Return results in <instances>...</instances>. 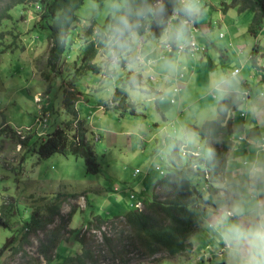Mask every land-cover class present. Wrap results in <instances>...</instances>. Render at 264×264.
<instances>
[{"label":"rangeland","instance_id":"1","mask_svg":"<svg viewBox=\"0 0 264 264\" xmlns=\"http://www.w3.org/2000/svg\"><path fill=\"white\" fill-rule=\"evenodd\" d=\"M235 3L236 0H195L198 8L196 13L198 32L196 35L194 33L188 35L180 44L194 42L196 51L203 50L196 55L201 57L203 61L201 67L204 70L197 73V77L193 76L189 70H184V75L189 79L181 94L173 93L170 87L163 92V101L157 105L154 93H143L138 88L128 86L125 89L127 101L134 105L136 115L127 113L125 116H120L111 110L100 113L102 116L100 121L98 120L99 114L91 112L92 104L101 100H111L126 71L121 67L111 65V69L115 70V74L111 77L106 76L101 80L103 74L87 73L79 78L77 89L88 100V103L80 101L76 108L80 117L86 119L88 123L91 121L96 127L93 134L85 125L88 130L87 139L90 138L91 143H95V160L100 169V172L95 175L86 172L84 160L80 158L54 154L49 158L40 159L34 153L23 156L25 152L23 148L1 131L5 129V126H10L21 138L33 133L32 130L38 133L43 132L41 135L43 136L71 118L61 109L60 80L64 77L70 78L72 65L77 61L81 51L83 41L80 38L83 36V29L88 26L90 20H93L96 25H101L109 13L113 14L118 11V1L104 0L102 5H98L92 0H84L76 12L81 22L75 25L68 36L67 53L69 55L64 57L61 64L62 72L63 70L65 72L51 84L40 77L50 45L44 36L31 31L34 19L32 7H26L24 12L22 6H17L11 11L13 19L4 22L0 27V206H3V213L6 217L4 218L1 213L2 221L7 224L6 228H0V247L21 229L22 219L28 220L38 207L43 209L46 205L59 204L60 213L65 221L70 212L73 216L70 217L68 227L61 233V239L66 241H61L55 249L54 252L58 255L55 256L54 253L53 258L55 259L52 264H60L66 257L81 252L80 245L74 241L75 237L68 234L67 230H75L79 237L84 235L90 246L94 247L96 243L102 248L103 236H111L113 232L110 223L106 228L102 227L100 231L94 230L95 228L89 223L92 215L99 214L108 218L110 222L117 214L125 215L123 210L116 211L109 203H103L104 199L112 197L115 188L119 187L124 197L127 198L129 184L126 183H143L146 175L149 176L150 181L162 178L167 167V155L173 150L177 139L192 149L201 145L202 141L199 139L185 138L180 124L201 126L205 121L214 120L216 104L218 105L224 93L218 86H215L218 77L220 75L229 76L236 67L240 71L238 77L233 79L236 81L244 77L248 69L250 70L249 53L254 42L259 39L261 42L264 40V31L254 41L250 35L251 16L249 14L248 24L245 25L244 17H238V7L236 6V11ZM113 4L117 7H113ZM22 13L24 17L18 20L19 16L23 15ZM218 17L226 19L224 25L217 21ZM214 21L219 23L220 27L216 26L209 30V24ZM178 26L181 25L171 19L164 35ZM219 29L225 36L223 39H218ZM9 31L12 35H8ZM132 40L134 46L138 48V37L134 36ZM144 40V46L147 49L153 46L160 49L164 46L161 43L162 39L155 40L145 37ZM139 43L141 44L142 41L139 40ZM256 44L259 43L256 42ZM3 46H8V49L2 50ZM13 46L15 48L10 49ZM184 56H173L174 60L178 59L175 71H173L174 67L170 68L171 70L164 66L161 67L163 78L166 74L170 77L178 76L181 66L185 64ZM211 65L213 72L208 70ZM163 81L165 82V79ZM178 81L181 79L179 78ZM148 82L147 86L154 84L151 81ZM183 84L185 80L181 85ZM44 97L50 101L47 103L52 106L51 111L50 113L41 111L40 116L47 120L40 124L35 121L34 124L39 113L37 105L44 110L41 105ZM89 115L92 116L90 121ZM155 124L165 128L163 133L171 130L176 132L173 139L164 141L165 146L159 153L153 151L155 147L153 135L157 133L154 137L161 140V134H158ZM35 137L31 134L29 144L36 140ZM99 137L98 141L96 138ZM148 141L151 142L147 144ZM156 168L162 170H160L161 175ZM135 172H137L136 176L133 175ZM221 177L222 182L224 173ZM191 181L194 182V179ZM155 184L149 193L143 195L145 199L140 200L132 194L134 199H130L132 201L130 209L134 208L135 203L141 204L142 207L145 202L154 198V195H160L159 186ZM193 184L199 185L200 183L194 182ZM202 188L205 186L202 185ZM200 194L198 200L202 205L201 199L205 193L201 190ZM160 198L163 197L160 195ZM142 200L146 201L143 203ZM204 203L207 202L204 201ZM43 212L46 211L39 210L38 213ZM45 215L46 213H43L41 218ZM60 222L61 220L56 218L54 224L48 228L52 229ZM42 238V233L38 232L36 235L29 234L26 238L28 242L19 240L21 245L18 254L14 256L10 252L4 253L0 256V264H46L37 249L39 240ZM196 261L197 259H194L192 254L171 259L157 255L149 260H132L129 264H195L193 262ZM101 264H109V262Z\"/></svg>","mask_w":264,"mask_h":264},{"label":"trees","instance_id":"2","mask_svg":"<svg viewBox=\"0 0 264 264\" xmlns=\"http://www.w3.org/2000/svg\"><path fill=\"white\" fill-rule=\"evenodd\" d=\"M92 1L98 5L104 2V0ZM117 1L119 3L117 12L109 13L101 25H96L93 20H90L88 26L83 29L84 33L80 38L83 41L81 51L77 61L72 65L70 78L64 77L60 80L62 106L71 118L51 133L36 136V140L30 144L31 134H38L36 131L32 130L34 134H27L22 138L10 126H5V129L1 131L23 148L25 151L23 156L34 153L40 159L49 158L54 154L80 158L84 160L87 173L98 174L100 169L95 160V144L87 140L86 122L78 118L76 109L78 102L88 103V100L77 89L79 78L87 73L103 74L101 80L106 76L111 77L115 74L111 65L125 69V75L121 78L120 86L116 88L111 100H101L92 104V107H101L104 111L113 110L119 115L125 113L134 115L135 109L127 101L126 87L138 88L143 93L146 92L141 88L144 82L143 77L130 71L129 64L135 58L131 53L133 47L131 35L137 34L140 37L161 40L173 17L181 24L189 20L191 22L189 27L196 29L194 35L198 32V15L195 14L192 17L186 15L181 10L184 6L181 0ZM83 2L84 0H0V27L4 22L13 19L11 11L15 7L22 6L24 12L26 7H32L34 19L31 31L44 36L50 45L40 73L41 79L49 84L63 76L62 73L65 72V70L62 72L61 64L64 57L69 55L67 53L68 36L75 25L81 22L76 12ZM234 6H237L240 12L246 10L255 13L257 20L250 31L256 34L264 21V0H236ZM141 9H149L150 12L143 18L138 17L136 13ZM160 9L163 11L161 12ZM23 17L24 14L20 15L19 19ZM121 19H126L138 27L132 32L123 31V26L120 24ZM184 29L185 34L190 35L185 25ZM7 33L12 35L11 31ZM256 42L253 46L251 61L258 69L256 67L258 56L256 55L261 46ZM170 45L174 47V43ZM7 47L3 46L2 50L8 49ZM14 48V46L10 47V49ZM171 53L176 54L175 49ZM179 78L181 79L182 75H179L177 80ZM240 101L237 93L225 95L216 108L217 117L214 120L206 121L201 127H192L195 134L207 141L205 149L209 151V156L196 163L204 164L209 179H205L202 172L197 173L187 167H180L179 148H176L168 156L165 175L157 181L160 195L163 198L156 194L154 198L144 203L142 209L131 208L122 218L113 217L112 222L99 214L92 215L89 223L95 228L94 230L100 231L102 227L106 228L110 223L113 232L111 236H103L102 248L96 243L94 247L90 246L84 235L79 237L75 230H67L68 234L75 237L74 241L80 245L81 252L66 257L60 264H101L104 262L129 264L132 260H149L157 255L171 259L191 254L193 244L190 238L198 224L194 205L201 195L191 179L201 182L205 186L203 192L209 196L216 195L221 189L219 187L222 180L221 175L231 149L232 114L241 104ZM74 122L76 123L73 126ZM39 210L46 211L43 213L47 216L41 218L43 213L39 214ZM60 212L59 204L46 205L43 209L38 207L28 220L22 219L21 229L0 247V256L6 252L17 255L20 242H28L26 238L29 234L36 235L41 232L43 238L39 240L37 248L39 255L46 264H52L55 259L53 258L55 249L61 241L65 240L61 239V233L68 227L70 217L73 216L70 212L65 221ZM1 213L6 218L3 206H0V228H6L7 224L2 221ZM56 218L61 220L60 224L52 229L48 228L54 224ZM56 255L58 254L55 253Z\"/></svg>","mask_w":264,"mask_h":264},{"label":"crops","instance_id":"3","mask_svg":"<svg viewBox=\"0 0 264 264\" xmlns=\"http://www.w3.org/2000/svg\"><path fill=\"white\" fill-rule=\"evenodd\" d=\"M181 2L184 3L183 0H181ZM234 7L235 9L237 8L236 6ZM237 14L238 17H244L245 25L248 24L250 14L251 23L249 24V26L251 27L254 26V22L257 20L255 13L251 11L244 10L240 12L238 9ZM172 19L173 21H176L174 17ZM225 20V18H217V21H219L221 25H224ZM178 23L180 25H183L181 24V22ZM216 26L220 27L219 23H217L216 21L210 23L209 30ZM262 31H264V21L262 27L258 29L256 34H254L253 31H250V35L254 38V41L257 40ZM134 36L138 37L139 45L138 48H136L133 44V47L131 49V53L135 56V58L134 61L129 64L130 71L133 74L141 75L143 77L144 82L141 88L146 93L151 92L155 94V102L157 105L159 102L163 101V92L168 90L170 87H172L171 91L173 93L181 94L182 89H184L189 79L188 76L184 75V70H189L195 77L198 76L197 73H201L204 70V68L201 67L203 61L200 56H197V53L203 51L202 49L194 52L187 51L183 54L176 55L169 52L166 48V45H164L163 48L160 49L156 46L147 49L144 46V37H140L137 34L131 35L132 43V39ZM185 37H187L186 34ZM224 37L225 36L221 32V29H219L218 39H223ZM139 40L142 41L141 44L139 43ZM254 44L255 42L253 43V46ZM259 44L261 48L256 55V57L258 56L256 58V67H258V69L255 68L254 64L251 61L253 52L252 46V49L248 56V63L251 68L250 70H247V73L244 74V77H240L236 81L233 80L240 74V71L235 67L230 72V75L228 74L229 76L220 75L217 82L215 83V86H218L224 92L219 103L223 100L225 95L229 93H237L239 98L241 99V104L232 114L231 128L233 134L231 135V149L229 151L225 169L223 172L224 179L219 185L221 189L218 190L216 195L209 196L205 193L203 195V199H201V201H203L201 203L202 205H200L199 200H197L196 204L194 205L198 224L195 231L191 235L190 241L193 244V252L191 254L193 255L194 259H197L196 262H193L195 264H240L241 260L243 259V255L237 250L230 248L225 243L223 239V233L229 226L233 224L250 226L251 224L256 223L258 221L256 206L258 203L264 202V40L262 42H259ZM175 45L177 44L174 43V46ZM172 55H185V64L184 66H181V71L178 74V76L182 75L181 81L177 80L178 76L170 77V75L167 74L163 78V74L161 73V67L164 66L165 61H170L174 67L173 71L176 70L178 59L174 60V57ZM244 61L246 62V60ZM168 69L171 70L170 68ZM123 70L126 71L125 69ZM208 70L213 72V66H209ZM150 78H154V80ZM163 79H165V82L163 81ZM184 80L185 84L181 85ZM148 81H151L154 84H150L149 86H147V84L149 83ZM47 102L50 101L44 97L41 103L44 110H41L40 105H37V108L39 109L38 118H42V116H40L41 111L50 113L52 106H50V104ZM171 103L174 104L173 100H171ZM131 105L133 104L131 103ZM217 106L218 105L216 104V117ZM61 109L62 111H64L63 106L61 107ZM91 112L99 114L98 120L101 121L102 116H100V113L108 111H104L101 107H91ZM126 114L127 113L120 116H125ZM134 114L136 115V113ZM38 118H35L34 124L36 119ZM78 118L80 120H84L89 132L91 131L94 134L93 131L96 127L94 126V123H91L90 121L92 119V116L89 115L90 123H88L86 119L80 117L79 113ZM155 126L158 134H161V140L159 141L156 137H154L157 133L153 135V139L155 141V147L153 151L155 153H159L160 150L165 146L164 141H166L167 139H173L176 135V132L175 130H171L170 132L166 131L165 133H163V130L165 129L164 127H160L156 124ZM180 126L181 132L183 133L185 138L192 137L199 139L202 141V144L199 145L196 149H192V147L182 143V141L177 139L178 137H176L177 142L174 145V148H172V151L176 150V148H179V150H182V148H186L188 150L194 151V153H196L198 156L201 155L203 158L208 157L209 151L205 149L207 141L203 140L201 137H199V135L195 134L193 132L194 129L192 128L201 126H184L182 123L180 124ZM97 128L101 130L100 127ZM42 134L43 132L34 135L41 136ZM86 138H88V135H86ZM96 139L99 141L100 137ZM87 140L91 142L90 138ZM150 142L151 141H148L147 144H149ZM168 155L166 159L167 164ZM179 159V162L181 163L180 167H186L191 162L187 155L183 156L179 154ZM160 170L161 169L156 168V171H158L161 175L162 172H160ZM133 175L136 176L137 172H135ZM158 180L159 179H157L156 181H150L149 176L146 175L143 183H126L129 184L127 189V198L124 197V193L119 187L115 188L114 195L112 197L105 198L103 203L107 202L114 207V210L119 211L120 209L123 210L124 213H126L129 211L132 205V201L130 200L129 196L133 194L140 200L145 199L143 195L145 196V193H149L151 187L153 185L155 186V183H157ZM194 182L199 181L195 179ZM199 183L200 186L197 184L195 185L197 186L198 191H201L203 189H201V186L203 184L201 182ZM142 201L144 203V201L146 200ZM204 201H206L207 203H204ZM122 216V214H117L114 217L122 218Z\"/></svg>","mask_w":264,"mask_h":264},{"label":"clouds","instance_id":"4","mask_svg":"<svg viewBox=\"0 0 264 264\" xmlns=\"http://www.w3.org/2000/svg\"><path fill=\"white\" fill-rule=\"evenodd\" d=\"M113 7L117 5L113 4ZM189 17L194 16L198 12V8L195 4V0H184V6L181 9ZM162 12L163 9H160ZM150 12L149 9H141L136 15L143 18ZM120 24L123 26V31L132 32L138 25L129 23L126 19H121ZM185 40V29L184 26H178L174 30L166 33L161 40L164 45L171 43L180 44ZM165 68H172L173 65L170 61H165ZM189 151L187 157L191 162L186 166L188 169L193 171L202 172L205 179H208V172L204 167V164L196 163L203 157L200 155L195 157L190 153L194 152L185 148ZM178 154L182 155V150L178 149ZM204 186V185H203ZM203 191L205 188L202 189ZM143 207V206H142ZM257 215L258 221L251 224L250 226H244L240 224H233L229 226L223 233V239L225 243L230 247L243 255V259L240 264H264V202L257 204Z\"/></svg>","mask_w":264,"mask_h":264},{"label":"built area","instance_id":"5","mask_svg":"<svg viewBox=\"0 0 264 264\" xmlns=\"http://www.w3.org/2000/svg\"><path fill=\"white\" fill-rule=\"evenodd\" d=\"M184 25L188 28V31H189L190 35L192 33H195L196 29L194 27H189V26H191V22H188L187 20H185L184 21ZM166 48H167V50L169 52H173L174 49H175V52L178 55L183 54V53H185L187 51H191V52L196 51V46H195V43L194 42H191L189 44L175 45L174 47L169 46V45H166ZM235 73H236V71H235ZM151 79L153 80L154 78H151ZM46 120L47 119H43V117L42 118H38V119H36V123L40 124V123L45 122ZM187 154H189V151H186L185 148H182V155L183 156H186ZM190 154L193 155V156H195V157H198V155L196 153H194V152H192ZM130 199L133 200L134 199V196L131 195L130 196ZM133 207L134 208H137V209H142L141 204H138V203L133 204Z\"/></svg>","mask_w":264,"mask_h":264}]
</instances>
